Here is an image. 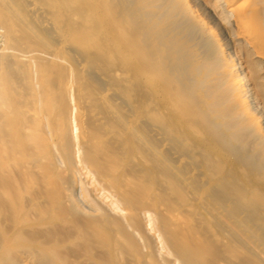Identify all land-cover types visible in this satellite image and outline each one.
<instances>
[{"label":"bare ground","instance_id":"bare-ground-1","mask_svg":"<svg viewBox=\"0 0 264 264\" xmlns=\"http://www.w3.org/2000/svg\"><path fill=\"white\" fill-rule=\"evenodd\" d=\"M0 264H264V0H0Z\"/></svg>","mask_w":264,"mask_h":264}]
</instances>
